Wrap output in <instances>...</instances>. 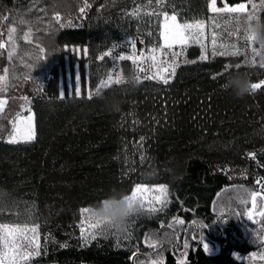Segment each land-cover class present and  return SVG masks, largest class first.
<instances>
[{"label": "trees", "instance_id": "1", "mask_svg": "<svg viewBox=\"0 0 264 264\" xmlns=\"http://www.w3.org/2000/svg\"><path fill=\"white\" fill-rule=\"evenodd\" d=\"M139 2L0 0V75L9 69L8 106L0 114V224L38 229L40 257L26 264H151L145 255L155 251L153 260L163 264L178 259L185 264H254L252 254L264 252V216L254 215L258 232L251 230L258 226L243 220L252 210L249 194L256 187L229 180L228 173L251 167V150L264 164V87L236 98L231 81L243 74L259 83L264 68H250L236 56L206 60L192 46L190 63L167 84L154 79L129 84L124 77L135 74V68L125 60L119 64L123 81L101 87L117 67L110 55L99 59L104 52L125 39L135 41L140 51L162 44L159 17L135 12ZM218 2L234 6L247 0ZM163 3L179 22L210 16V0ZM85 5L89 11L82 16ZM12 28L16 31L10 34ZM29 31L31 43L23 38ZM37 44L45 49L43 60L36 58ZM72 48L87 49V70L81 75L91 95L83 87L82 95L61 99V63ZM26 73L30 79H24ZM24 96L35 116V139L10 144L7 114L26 103ZM137 185L165 186L169 201L163 210L132 216L117 241L75 242L83 211L108 196L131 195ZM192 224L206 228L191 226L186 234ZM185 235L187 255L181 257L177 251ZM201 238L208 253L198 243Z\"/></svg>", "mask_w": 264, "mask_h": 264}, {"label": "rangeland", "instance_id": "2", "mask_svg": "<svg viewBox=\"0 0 264 264\" xmlns=\"http://www.w3.org/2000/svg\"><path fill=\"white\" fill-rule=\"evenodd\" d=\"M139 1H140L139 4L133 5L134 11L140 14L147 13V14L154 15L157 18L159 17L161 21L162 33H163L164 31L163 16L158 15V14L164 11H167V9L164 6V3H158L157 0H144L143 2H141L142 0H139ZM253 3L257 4V9H256V17L253 18L251 23L254 21L259 23V16L264 7L260 6V0H253ZM88 6L89 5L83 6L84 12L83 13L80 12L82 16L87 15L89 11ZM221 6H223V3L220 4L217 0V7H221ZM248 8L249 10H251V4L248 5ZM203 22L205 26H204L202 35L198 38L199 42H197L196 39H193L189 41L186 45L174 44L172 49H168L167 47H165L164 39L162 37V44L160 47L155 48L156 49L155 54L159 61H167V63H160L158 67H153L152 61L149 59H146V57H148L151 54L150 50L140 51L136 47L135 48L136 55L140 56L141 52H143L145 58L138 60L135 64L133 63V60L126 59V60L131 61V63L134 65L135 80L136 81L145 80L144 77L148 75L155 76L158 73H160L162 69L168 68L169 71L165 75L170 76L169 82L172 81L178 69L182 67L183 65L190 63V60L188 58V51L190 47L192 46L199 47L202 52V58L206 60L208 58H216L218 56H225V57L236 56V57H241L243 63L250 68H257V69L264 68L260 66L262 63H264V44L258 43L256 34L250 33L248 31L251 23H249L248 19L246 18V14H228V13L215 14V13H212L210 10L209 18ZM246 33L252 34L254 36V42H249L246 39ZM130 41H133V40L125 39L122 43L114 47L110 51V56L112 57H116L119 55L130 56L133 51L129 44ZM253 49H255V52L253 51ZM173 52H179L181 54L175 59V65H176L175 74L171 75V68L169 66L173 63V57H172ZM86 57L87 55H85V53H82L78 49L72 48V49L65 50L64 60L61 63L60 79H59L60 90L61 92L64 93V96L65 95H70V96L76 95L75 83H76L77 74H79V77H80V95L83 94L82 92L83 87H86L85 94L87 96H89V94L91 95L90 91L87 89V84L85 86V84L83 83V79L81 75L82 74L81 70L83 68L87 70V63L86 61L83 62ZM113 61L114 63H116L115 66H117L114 70H112L113 76H114L113 82H115L116 73H119V75L122 77L121 71L119 69V64L125 60L121 61V60H115L113 58ZM139 68H143L144 71L142 72L139 71L138 70ZM137 77H139V79H137ZM154 80L160 81L159 79H154ZM122 81H123V77H122ZM111 83H108L107 85ZM259 83H261V87L259 89L263 88L264 79L261 80ZM104 86L105 85H101V87H104ZM251 92H254V91L251 90ZM5 94H6V90L3 92H0V98L5 99L6 101V103L3 105L2 111H0V114H2L5 108L8 106V98L4 96ZM29 108L31 109L30 113L27 111V109ZM17 114H20L22 117H26L31 114L33 117L32 123L34 127V132H35V116L33 114L31 105L26 102L22 105L20 104L18 106V109L17 110L15 109V112L12 113L9 111V113L7 114L8 116H10V119H8V122H7V127L5 128V131L7 133V136H6L7 140L9 138V135L12 134L13 123H15L21 131L24 130V127H25L24 123L17 121L16 119ZM256 154L257 152L253 150L249 151L248 159L251 162V167L249 166L247 168H240L235 173H228L229 180H236V181H239V183L253 184L254 187H256V191L260 187H262V185H264V174L262 173V171H264V164L257 161ZM257 180H260L261 183L257 184L256 183ZM144 187H147V186H144ZM151 188L155 189L158 187H151ZM155 195L160 196L162 200L166 201V203L169 201L168 191L166 192V194H163V195L159 192H156ZM166 203L161 205L156 202L149 203L145 201L143 207H140L141 211L139 213L149 212L151 214H156L160 211L152 212V211H149L148 209L150 207H155L157 209L162 208L163 210ZM91 211H92L91 209H88V211L82 212V221L80 224V226L83 227L84 229V233L89 236L88 243L85 244L82 238L81 232L78 235V237L75 239V242L79 241V243L82 246H88V245L93 244L95 241L99 239H106V240L111 239L113 241H117L119 236H118V233L115 232L114 230H110L104 227H99V228L91 227V224L94 223L93 220L89 219L91 217V214H90ZM8 226L9 228H18V229L24 230L22 233H16L14 235L15 242L18 246L28 245L29 241H32L33 247L21 248V251H33L34 245L35 244L39 245L38 255H32L27 260L22 261L20 263L26 264V263L32 262L33 260L39 258L41 254L40 252L41 248H40V233L38 229H36L33 226H21V225H8ZM32 228L36 229L35 233L31 231ZM4 234H5L4 230L0 229V236H3ZM92 235H95V239L91 238ZM66 245L68 244H65V246ZM3 250H4V243L3 241H0V253H2ZM252 260L254 261V264H264V252L259 251V252L253 253Z\"/></svg>", "mask_w": 264, "mask_h": 264}, {"label": "snow or ice", "instance_id": "3", "mask_svg": "<svg viewBox=\"0 0 264 264\" xmlns=\"http://www.w3.org/2000/svg\"><path fill=\"white\" fill-rule=\"evenodd\" d=\"M158 3H163V0H157ZM251 4V10H249L248 5ZM260 6L264 7V0H260ZM212 13L219 14V13H228V14H246V18L248 19L249 23L253 20V18L256 17V9H257V4L253 3V0H247V3L241 2L235 6H229L227 2L223 3V6L217 7V0H210V4L208 5ZM81 13L84 12V8L82 7L80 9ZM158 15L163 16V33H161L163 39H164V44L165 47L168 49H172L174 44L178 45H186L189 41L196 39L197 42H199L198 38L202 35L203 29H204V22L201 20H195L191 23L187 21H181L178 22L177 20V14L174 12L173 14H169L167 11H164L162 13H159ZM7 19V17H5ZM57 21H59V16L57 15L56 17ZM21 23H24V21H20ZM16 29L12 28L10 30L11 32H15ZM31 35L30 31L25 32L23 34V38L27 40L29 43H31V40L29 39V36ZM246 39L249 42H254V36L252 34L246 33ZM131 48H132V54L130 56L126 55H119L116 57H113L115 60H126V59H131L133 60V63L135 64L138 60H141L144 57L143 52H141L140 56L136 55V45L134 41L129 42ZM0 48H4V44H0ZM36 49H38V53H36V58L37 60H43L45 59V56L43 53L45 52V49L41 47L39 44L36 45ZM15 47H13V51L8 52V59L11 61L13 55H14ZM255 52V49H253ZM151 54L146 57V59H149L152 61V66L153 67H158L160 63H167V61H159L157 56H156V49L152 48L150 50ZM85 55H87V49L84 50ZM181 53L179 52H173L172 57H173V63L169 66L171 68V75L175 74V59L178 57ZM109 52H104L99 59L103 60L105 56H109ZM206 58V57H205ZM261 67H264V63L260 65ZM31 67V65L29 66ZM139 71H144L143 68H139ZM169 69L164 68L161 70L160 73L157 75H148L144 77L145 79H159L162 81L164 84L169 83L170 76L165 75L168 73ZM3 75H0V92H3L7 88V80H8V73L9 69L5 67L3 69ZM29 74L24 75V79H30ZM139 79V77H137ZM114 76L113 72L108 73V79L106 81H102V85H107L108 83L113 82ZM115 82H122V77L119 75V73L115 74ZM261 87V83H252L251 85V90L255 91ZM40 91H42V83L41 87L39 88ZM75 93L77 96L80 95V77L79 74L76 75V83H75ZM60 98H64V93H60ZM91 98V97H89ZM25 102L29 101V97L24 96L21 97ZM6 103L5 99L0 98V111L3 109V105ZM23 107V106H22ZM27 111L30 113L31 109H27ZM17 121H20L24 123L25 127L24 130L21 131L15 123H13V129H12V134L9 135V138L7 140L8 143L10 144H15V143H20V142H31L32 140L35 139V132H34V127H33V117L32 115H28L26 117H22L20 114H17L16 117ZM257 184H260V180H257ZM264 187V185H262ZM156 192L163 194H166L167 189L165 186H159L158 188H151V187H144L141 185H137L136 188L132 191L131 195H126V199L130 202L129 206H132V204H138L140 207H143L144 202L147 201L149 203L151 202H156L161 205L165 204L166 201L162 200L160 196L155 195ZM252 199V206L253 208L257 207L256 201L257 197H261L264 199V195L258 192H251L249 194ZM241 202H246L244 201L243 198H241ZM149 211L155 212V211H162L161 209H157L155 207H150L148 209ZM85 211H88L87 209ZM236 215H241V213L237 212L235 213ZM259 216H264V205L260 206V210L257 213ZM223 215V213H221ZM247 219L249 221H254V214L251 211H248L246 213ZM90 220L92 219V216L89 218ZM175 223L183 225L184 221L182 219H176ZM92 228H99L100 226L97 223H92L91 224ZM169 228L172 227L171 224L168 225ZM0 229L4 230L5 234L3 236H0V241H3L4 243V250L2 253H0V264H20V262L27 260L30 256L32 255H38L39 254V245L35 244L34 245V250L33 251H21V248H28V247H33L32 241H29L28 245H20L18 246L15 242L14 235L16 233H22L24 230L23 229H18V228H9L7 224H0ZM31 231L35 233L36 229L32 228ZM81 235L82 238L85 242V244L88 243L89 236L84 233L83 227H81ZM92 239H95V235L91 236ZM196 237L194 236L193 239ZM148 236L146 235L145 240L146 242L148 241ZM198 243H201L203 245V249L206 253H208V245L203 242V238L198 240ZM152 247L156 246V243L153 242ZM183 248L186 250L188 248V242L187 240L184 241L183 243ZM159 254H157L158 256ZM187 252H179V256L183 257L186 256ZM152 264H163L162 259H155L153 260ZM177 264H185L184 260L178 259Z\"/></svg>", "mask_w": 264, "mask_h": 264}, {"label": "clouds", "instance_id": "4", "mask_svg": "<svg viewBox=\"0 0 264 264\" xmlns=\"http://www.w3.org/2000/svg\"><path fill=\"white\" fill-rule=\"evenodd\" d=\"M248 31L256 34L258 43H264V21L252 22ZM124 79L135 86L134 73L128 74ZM231 83L234 87L233 95L236 98H243L251 92L252 82L248 75L236 76ZM129 203L125 194H121L119 198L108 196L94 206L90 214L93 221L100 227L124 233L129 227L130 218L141 211L138 204L129 206Z\"/></svg>", "mask_w": 264, "mask_h": 264}, {"label": "flooded vegetation", "instance_id": "5", "mask_svg": "<svg viewBox=\"0 0 264 264\" xmlns=\"http://www.w3.org/2000/svg\"><path fill=\"white\" fill-rule=\"evenodd\" d=\"M264 187H260L257 191L255 190V192H258V193H261L262 195H264ZM253 202H252V199H251V206H252ZM256 204H257V207L256 208H253L252 206V210L251 212H253L254 215H257L258 211L260 210V206L261 205H264V199H262L261 197H257V201H256ZM239 218H240V215H238ZM241 220V219H240ZM244 221V222H243ZM242 222L245 224V225H248V226H251V225H255V226H258L259 222L258 221H249L247 219V216H244V220ZM253 232H258L260 230V227H256L255 229H251ZM187 231L186 230V234H187ZM263 232H264V229H263ZM186 240V235L184 237V241ZM180 242V240H178V243ZM162 246L164 247V245L162 244ZM160 249H163L162 247ZM176 250H178V246L176 247ZM185 249L182 247V251H177V254H179V252H184ZM158 251H155L154 253L150 254V255H145V258L149 259L150 261L153 262V256L155 253H157ZM152 264V263H151Z\"/></svg>", "mask_w": 264, "mask_h": 264}, {"label": "water", "instance_id": "6", "mask_svg": "<svg viewBox=\"0 0 264 264\" xmlns=\"http://www.w3.org/2000/svg\"><path fill=\"white\" fill-rule=\"evenodd\" d=\"M224 190L225 189H222L221 191H219L218 193H217V195H216V197H215V199H214V201H213V203H212V208H214V206H215V203H216V201L218 200V198L220 197V195L224 192ZM191 226H193V227H195V230H201V229H203V228H206V226H203V227H196V224H192V225H189L188 227H187V229L186 230H189V228L191 227ZM221 238L223 237V232H221V236H220ZM162 248H163V246H162ZM137 256V254H135L133 257H132V261H134V258Z\"/></svg>", "mask_w": 264, "mask_h": 264}, {"label": "built area", "instance_id": "7", "mask_svg": "<svg viewBox=\"0 0 264 264\" xmlns=\"http://www.w3.org/2000/svg\"><path fill=\"white\" fill-rule=\"evenodd\" d=\"M20 264H23V263H20Z\"/></svg>", "mask_w": 264, "mask_h": 264}]
</instances>
